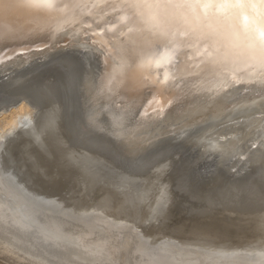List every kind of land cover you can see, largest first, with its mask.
<instances>
[{"label": "bare ground", "instance_id": "obj_1", "mask_svg": "<svg viewBox=\"0 0 264 264\" xmlns=\"http://www.w3.org/2000/svg\"><path fill=\"white\" fill-rule=\"evenodd\" d=\"M65 9H71V18L65 19L60 14H48L43 10L6 0L3 11L0 13L1 84L23 87V78L26 73L37 64L67 56L73 57L82 62L84 67L77 88L81 96L83 117L79 128L72 123L73 125L69 124L70 129L65 115H61L63 119L59 121L63 122V131L65 128V132L70 133L68 135L72 137L75 146L77 144L82 147L91 145L98 148L100 146H97V142L91 138H103L111 147H114L113 154L131 160L130 163H133L132 160L146 157L162 145H185L194 154V163L210 162L212 164L213 174L207 179L209 183L217 181L219 175L223 173L229 177V181L247 177L250 185L257 184L264 190V71H261L259 67L252 68L251 61L246 62L243 58L225 59L219 56L211 39L205 36L198 38L190 30L183 28L172 31L157 30L144 24L140 19L129 25L126 19L121 20V16L126 14L121 10L119 0H86L80 5L65 4ZM219 27L213 21L205 31L211 32ZM19 52L23 53L19 54ZM149 54L174 56V61L172 63L161 62L157 67L154 63L145 61V57ZM121 66L123 67L122 77L115 76L106 88V77L114 68ZM117 81H119L118 86ZM31 89V87L26 88L29 92ZM16 97H20L17 103L8 108H0V147H2L1 142L5 139L4 137L20 125L24 128L31 125L27 129L28 132L31 133L29 130H33L34 139H39L38 142L43 143L40 139L43 137L42 132H46L45 128L47 129L48 125L52 129L55 127L51 122L53 117L49 119L48 115V120L42 117L43 124L37 128L36 123L33 122L34 115L37 114L39 104L43 102L38 103V100L27 99L19 93ZM48 102L51 101L48 100L44 104L50 106ZM48 113L50 114L49 109ZM57 117L60 118V115ZM77 138L80 139L76 140ZM79 145L77 146L80 147ZM106 149L109 148L100 150L106 153ZM177 152H179L178 149ZM72 153L69 156H72ZM80 158L83 159L84 156ZM86 162L88 163V160ZM164 167L163 171L166 172L168 166L164 165ZM1 171L2 169L0 170V230L2 234L7 235L16 243L34 249L36 247L34 239L28 238L26 234L32 233L31 237L34 234H41L42 240L48 243L52 242L49 238H55L56 235L60 236L62 244L72 241L79 248L84 245L86 248L84 250L89 251L91 245L86 244L87 237L95 235V238L109 235L103 240H98L102 247L106 245L109 247L108 241L118 240L119 233L126 231H128V237L133 240L143 239L141 230L139 231L135 224L128 221V218L121 216L116 218L109 213L101 215L103 211L100 215L96 214L98 216L94 214L95 217L91 221L85 220L86 222L82 225H85L87 231L75 239L72 234L74 232L66 228L70 223L55 219L38 209L42 207H38L40 204L38 206L35 204L37 200L27 202L23 188H19L21 185L15 187L10 176ZM126 172L119 173L120 179L125 180L123 184L126 183L122 189L129 192L132 189V192L124 191L121 197L130 202L133 208L136 205L133 204L134 199L138 200L139 197L138 202L146 203L143 211L146 212L149 207L151 212H156L160 208L162 188L166 181L160 177L162 172L160 174V171L156 169L153 176L147 177V181L143 179L141 183H136L134 177L127 175ZM170 177H167V181L168 179L170 181ZM133 182L137 184V187ZM121 183L119 180L115 185L120 187L123 185ZM167 186L170 187V184L168 183ZM115 190L112 192L117 191ZM258 193V195H264L262 192ZM177 194H174V197ZM115 196L114 199H117ZM107 199L110 200V198ZM120 200H117L118 203ZM101 203L104 202L101 200ZM126 204L129 207L128 203ZM169 204H166V207L170 208ZM51 207L48 208L51 209ZM117 208L114 207V209ZM138 210L142 211V209ZM167 211L166 213L170 210ZM145 212L143 214L146 217ZM225 213L227 214L226 211ZM154 214H150L151 219L155 217ZM210 218L204 225L196 224L192 228L193 232L201 236H209V234L219 236L222 230L219 223H214V225L210 223L211 221L216 222L215 220L219 222L224 218L221 214H213ZM235 218L253 220L262 232L264 230V211L240 214ZM1 222L4 223L1 224ZM9 228H20L18 229L20 235L12 234ZM35 242L39 243L38 240ZM54 244L60 245L59 242ZM62 244L61 248H65ZM199 247L201 248L199 253L203 255L201 257L214 260L207 264H264L263 247L246 246L227 250L210 245ZM111 248L110 252H104L102 248L98 249L94 254L96 259L110 254L113 256L117 248L115 246ZM44 252L50 257H57L52 252H47V249ZM141 252L140 247H135L132 251L133 254ZM151 252L155 253V249H151ZM150 253L147 255L145 253L144 257L140 255L141 258L136 263L152 262ZM61 258L63 260L64 257Z\"/></svg>", "mask_w": 264, "mask_h": 264}, {"label": "rangeland", "instance_id": "obj_2", "mask_svg": "<svg viewBox=\"0 0 264 264\" xmlns=\"http://www.w3.org/2000/svg\"><path fill=\"white\" fill-rule=\"evenodd\" d=\"M46 113L44 111H38L37 114L35 113L36 115H34L33 122L37 124V125L35 124L37 128L41 127V125L43 124V120H44L43 118L47 119ZM35 120L36 121L39 120V121L36 122ZM38 124H40V126ZM20 126L11 130L13 132L10 131L9 134L6 135V137H4L5 139H3V141L1 142L3 144H1L2 147H0V154L2 155V156L0 155L1 156L0 158L1 166L0 167L2 169L1 172H4L8 176H10V179L14 182L12 183L14 184L15 187H19L20 185L24 186V187L20 186L19 188L21 189L23 188V192H25V195L27 197L26 198L27 202L28 201L30 202L31 200L33 201L37 200L35 204L37 206L40 204L41 206L39 205L38 207H42V209L41 208H38V209L45 212L47 215L54 217L55 219L56 218L62 219L65 222L70 223L69 225H67L68 227L66 228L69 230L71 229V231L74 232L72 234L75 237V239H77L80 234H83L84 232L87 231L85 228V225L83 226L82 223H85L86 222L85 220L91 221L92 218L100 215L101 212L103 211L101 215H103L104 213L107 215L109 213V214L114 215L116 218L120 216L124 218H128L127 219L128 221L132 222V224H135V227L138 230L139 229L141 230L139 231L141 232L144 240L143 239H142L143 241L142 240L137 241L136 239L133 240L128 237V231H126L125 233L121 232L119 233L118 240L112 241L109 238H107V240L109 239L111 241V242L109 241L107 242L108 246L110 245L109 246L110 248H109L107 247V245L105 247H102L101 245H99L100 241H98V240H103L105 237H109V235L107 236L101 235L100 237L97 236V238H95L96 237L95 235L92 237H87L88 239H87L86 244L90 243L89 245L91 246H90V250L86 251L84 250L86 249L84 248V245L81 246L82 248L81 247L79 248L72 241H71L72 243L70 241H66V243L64 242L62 244L61 242L62 240L59 239L60 236L58 237L55 235V238L50 237L49 240L52 242L48 243L42 240L43 237L41 234H37V235L34 234L33 237H31L32 233H28L26 234V236L28 238L34 239V244L36 247L33 249L26 245L23 246L19 244L18 242L16 243L13 239L8 237L7 235L2 234L0 230V264H137L136 262L138 261V259L141 258L140 255H143L142 257H144L145 256L144 254L146 253L147 255L148 253H150L151 249H155V253L151 252L149 254V255L152 254L150 256L152 262H149L148 264L150 263L151 264H154V263L156 264H192V263L200 264V262L202 264H207V262H213L214 260L208 257L206 258L201 257L203 255L202 253L201 254L199 253L200 252L199 250L201 249L199 246L208 247L210 245V246H214L215 248H218V249L220 248L223 250L232 249L234 247H246V246H250V247L255 246V247L264 248V230L263 232L261 230V232H259L258 234L252 235V236H247L244 238H235V236H237V233H238L237 231L239 228L237 225L233 223L229 224L230 227H225V228L221 227L222 230L219 236H216L215 234L213 235L209 234V236L208 235L206 236L196 235L195 233H192L193 231H190V232L180 231L175 226L176 221H180L182 219L183 220L197 219V218L202 217L200 215L203 214L201 208H199L198 206H196L195 208V206H193L192 204H189V202L187 203V201H185L187 204L182 200L180 202L176 201V203L175 201L174 202L172 201V200H175L176 198L180 200L179 198L180 197L179 195H181L180 192H182L183 187L185 188L187 187L191 179L187 175L190 164H189V161L186 160V157L184 156L185 153L182 150L178 149L179 152L175 150L170 157L163 159L161 163L157 164L158 166H156V169L158 170V172L160 171V174L163 171V168H165L164 165L165 166L167 165L168 167L170 166L169 167L170 169L166 167V172L164 170L160 176L161 179H163L164 181L165 179L167 181V177L171 176L170 181L169 179L167 181L170 184V187L167 186L168 183L165 181L166 182V183L164 182L165 189H163L164 188L163 187L162 188L163 191L161 193L162 196H161L160 208L162 207V209L157 214L156 218L148 221V217H145L144 216L145 214H143L145 212L143 211L144 205L138 202L139 197H138V200L134 199L133 201L134 202L133 204H136L135 208H133L134 206H131L130 205L131 203L128 202L125 198L121 197L124 195L123 194L124 191L125 192H129V191H126V189L124 190V188L122 189V186L125 187L124 185L126 183L123 184L125 180L123 181L122 178L120 179L119 173H121V171L119 170V166L116 160H114L113 156H111L110 154L103 153L101 152V150H98L99 151L98 154L97 153L92 154L93 156L89 155L91 153L88 152L89 153L88 154L87 151L82 150L83 148H80L77 145L75 146L73 144L72 142L73 139L71 136H69L70 133L65 132V128H64V131L62 129L57 130L56 128L55 129H52V127L50 128V126L48 125L47 129L49 127L50 130L49 129L47 130L45 128L46 132L45 131H44L45 133L42 132L41 136L45 138L40 137V139H42L43 141V143H41V142H38L39 139L37 140H35L36 138L34 139L32 132L30 133L22 125ZM78 148H80L81 150ZM71 153L73 154L72 156L74 158L72 156H69V154ZM75 153L78 156L75 155ZM83 153H86V154L84 155ZM67 155H68V158H67ZM82 155L84 156L86 160L84 158L83 159L80 158L82 157ZM87 160L89 164L86 162ZM90 166H92V168ZM164 174H165V178H164ZM119 180L122 182L121 184H123L120 187L118 185L117 186L115 185L118 183ZM134 182L133 184H135ZM113 185H114V188H113ZM136 185L137 184H135L134 186L137 187ZM174 185L176 186L172 188V186ZM248 186L249 187L247 191L245 192L246 193L245 199L248 201V203L251 204V206L243 205L242 207L244 208L242 207L239 208L242 211L244 209H249L250 207L253 208L254 205H255L254 207H257L260 204L262 205L261 202L264 201V195L262 194L258 195L259 194L258 192L264 193V190L260 188L259 185L251 184ZM114 190L116 192H112ZM130 192H132V189H130ZM174 194H177V195L174 197ZM114 195H116L115 198L117 199H114ZM170 195H173V196H170ZM257 195L258 197H256ZM107 198H110V200ZM120 199H122V201ZM124 199L126 200L125 203H124ZM101 200L104 203H101ZM112 200L113 201L115 200V201L113 202ZM117 200L118 201L120 200V203H118ZM108 201H111V202H108ZM126 203H128L129 207L127 206ZM168 203L172 204V205L169 204L171 209L168 206L166 207V204ZM101 204H103V206ZM108 205L112 207H109ZM137 205L140 207L142 205V207L138 208ZM173 205H175V207ZM48 207H51V209L52 208L53 209L51 210ZM114 207L115 208L118 207V208L114 209ZM229 207L230 209H232V207L234 206H229ZM97 209L99 210V212ZM138 209H142V211ZM163 209L164 211L165 210L167 211V209L168 211L169 210L170 211L169 212L167 211L168 213H166V211L164 212ZM185 209H186V213H184ZM48 211L49 212L53 211V212L49 214ZM226 212L227 214L225 213V211H221V215H228L231 217L234 215H235L234 217H237V215L238 216L240 215V214H236L237 211L236 212L232 211L233 213L232 212L229 213V211H226ZM52 213H55V214H52ZM61 213L65 216H63ZM241 215H244V214H241ZM153 216H155V214ZM3 223L4 222H1V224ZM98 226L100 225L98 224ZM18 229L9 228V231L14 235H20ZM191 233L192 235H190ZM34 236H38V237L34 238ZM74 237L73 239L72 238L71 239L74 240ZM35 240H38L39 242L37 243L38 245L36 244ZM55 242H59V244L60 245L62 244L63 246H65V248L63 247L61 248V246L58 244L55 245L54 244ZM190 243L192 244L190 245ZM187 244H189L191 247L188 246ZM113 246L117 248L116 250H114L113 256L110 254V255H105L102 258L96 259V256L94 254H96L95 252H97L98 249L102 248L104 252H110L112 250L111 247ZM142 246L144 247L142 248ZM135 247H140L142 249V252L140 254L138 253L133 254L132 251ZM187 248H191V249H187ZM45 249H47V252L49 251L52 252L54 255L57 256L56 258H60V259H56L55 257H50L46 255V253L44 252ZM197 254L200 256H198ZM68 255H70L71 257ZM61 257H64L63 260ZM105 258H108V259H105Z\"/></svg>", "mask_w": 264, "mask_h": 264}, {"label": "water", "instance_id": "obj_3", "mask_svg": "<svg viewBox=\"0 0 264 264\" xmlns=\"http://www.w3.org/2000/svg\"><path fill=\"white\" fill-rule=\"evenodd\" d=\"M21 53L23 52H19V54ZM93 65L95 66L96 63ZM83 69L82 62L69 56L37 64L32 69H29L30 71H28L23 78V87L26 86L25 88L19 86L15 87L13 84L5 85V83L1 84L2 82H0V108H8L14 103H17L20 97L18 98L16 96L19 93V95H23L27 99L38 100V103L43 102L39 104L36 112L44 111L45 113L47 112V116L49 115V119L53 117L51 122L55 125L54 129L56 128L59 130L61 128L63 130V122L61 123L59 121L61 118L63 119V116L61 115L66 116L67 124L70 129L71 126L69 124L72 123L79 128L83 117V108L81 105V96L79 95L77 88L83 75ZM30 87L32 88L30 90L31 92L26 90V88ZM40 99L41 101H39ZM48 100L52 102H48L50 106L46 103L44 104V102ZM48 109L51 115L48 113ZM59 115L60 118L57 117ZM30 126L28 125L25 128L29 129ZM29 131L32 132L33 130L30 129ZM78 139L80 138H77L76 140ZM91 140L97 142V146L100 147L96 148L91 145H88V147H82L79 144L77 145H79L80 148H83L82 150L88 151L91 154H98V150L109 148L106 149V154L113 156L119 166V170L122 172L127 171V175L133 176L137 183H141L143 179H146L147 181V177L153 176L152 174L156 170V166H158L157 164H160L163 159L170 157L175 150L180 149L185 153L186 160H188L190 164L187 175L191 179L189 182L190 184L188 183L187 187L183 188L182 192H180V200L177 199L176 201H187L195 207L198 206L201 208L203 214L200 215L202 217L197 219H182L176 221L175 226L180 231H193L192 228L196 226V224L204 225V223H207L208 220L211 219L210 217L213 214H221V211H231L233 208L232 211H237L240 214L264 211V201L261 202L262 205L260 204L257 207L252 205L253 208L250 207L243 211L239 209L243 205L251 206V204L245 199V192L249 187L248 185H250V180L247 177L235 178L232 181H229V177L221 173L217 181L209 183L207 179L213 174V169H211L212 164L210 162L194 163V154L191 153L185 145H162L151 152L152 154L149 153L150 155L147 154L146 157L135 161L132 160L133 163H130L131 160L129 161L126 158L113 154L114 147H111L105 139L91 138ZM147 184L148 183H146V185ZM143 205L144 208H146V203ZM229 206L234 207L230 209ZM161 209L162 207L156 212H151L148 207L145 212L146 217H148L149 220H153L157 217V214ZM152 213H155V217L151 219L150 214ZM222 216L224 219H221L219 222L217 220H215L216 222L211 221L210 224L214 225V223H219V227L222 228L230 227L229 224L232 223L237 225L239 229L235 238H244L261 232V229H259L258 225L255 224L253 220L235 218L228 215ZM242 220L244 222H242ZM192 233L190 235H192Z\"/></svg>", "mask_w": 264, "mask_h": 264}, {"label": "snow or ice", "instance_id": "obj_4", "mask_svg": "<svg viewBox=\"0 0 264 264\" xmlns=\"http://www.w3.org/2000/svg\"><path fill=\"white\" fill-rule=\"evenodd\" d=\"M6 0H0V13ZM48 14L71 18V9L65 4L80 5L86 0H12ZM126 14L121 20L133 24L137 19L157 30H190L198 38L213 41L216 52L225 59L243 58L250 66L264 71V0H119ZM220 27L206 32L210 22ZM57 30H59L57 28ZM184 34V33H182ZM145 61L160 66L172 63L174 56L149 54ZM123 75V67L114 68L105 79V87L115 76ZM119 81H117V86Z\"/></svg>", "mask_w": 264, "mask_h": 264}]
</instances>
